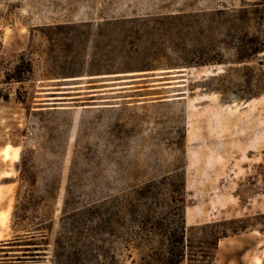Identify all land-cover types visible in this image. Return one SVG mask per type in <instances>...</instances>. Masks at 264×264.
<instances>
[{
	"label": "rangeland",
	"instance_id": "1",
	"mask_svg": "<svg viewBox=\"0 0 264 264\" xmlns=\"http://www.w3.org/2000/svg\"><path fill=\"white\" fill-rule=\"evenodd\" d=\"M263 45L264 0H0V264H133L124 191L145 252L184 208L186 264H264Z\"/></svg>",
	"mask_w": 264,
	"mask_h": 264
},
{
	"label": "trees",
	"instance_id": "2",
	"mask_svg": "<svg viewBox=\"0 0 264 264\" xmlns=\"http://www.w3.org/2000/svg\"><path fill=\"white\" fill-rule=\"evenodd\" d=\"M246 12V11H245ZM251 54H247L244 58H241L239 62H246L252 59L253 56L264 51V45L260 48L258 46L251 47L249 49ZM247 77L245 80L251 83L252 70L247 67ZM243 72V71H242ZM223 76H228L227 74ZM226 77L212 78V80H224ZM264 89V81L261 82ZM123 195L115 198V206L113 209V214L111 220L106 214H101V222L103 224V235L108 233L107 227L112 225L113 234L116 237V242L119 245V250H124L130 252L129 257H132L131 252L134 250L138 252V259L133 260V264H186L189 259V254L187 251L186 244V225L185 216L183 209L179 213V220L175 222L176 227L172 228V224H164V247L162 249V240L159 241V246L154 249L152 254L145 252L148 249V242L146 240V235L148 232V223L145 213L140 210L142 204L134 203V200L130 198L126 191L122 193ZM71 202L68 198L64 201V207L61 216V227L65 229L68 224V219L70 215L74 218L81 216V208H74L72 211L69 210ZM104 206V205H103ZM264 217V216H262ZM109 219V220H108ZM74 219V222L78 223L79 220ZM109 226V227H110ZM158 231L162 236V222L158 223ZM39 227V226H38ZM214 227V226H210ZM246 229V228H245ZM241 230H233L234 234H239ZM264 233V228L261 230ZM43 230L38 228L34 230V234H42ZM111 233V234H112ZM229 234L219 233L215 236L214 240L211 241L213 245L218 247L219 242L228 238ZM100 241L105 242V239H100ZM217 242V243H216ZM206 257V256H204ZM207 264H211L207 261ZM214 262V261H213ZM81 264V263H80ZM118 264H122L118 262Z\"/></svg>",
	"mask_w": 264,
	"mask_h": 264
},
{
	"label": "bare ground",
	"instance_id": "3",
	"mask_svg": "<svg viewBox=\"0 0 264 264\" xmlns=\"http://www.w3.org/2000/svg\"><path fill=\"white\" fill-rule=\"evenodd\" d=\"M51 104H56V103H51ZM13 147V146H12ZM18 149V148H17ZM3 156L5 159H9L10 157L12 158L11 156V147L10 146H7L3 149V152H2ZM261 236V235H260Z\"/></svg>",
	"mask_w": 264,
	"mask_h": 264
},
{
	"label": "crops",
	"instance_id": "4",
	"mask_svg": "<svg viewBox=\"0 0 264 264\" xmlns=\"http://www.w3.org/2000/svg\"><path fill=\"white\" fill-rule=\"evenodd\" d=\"M1 177H2V178H9V177H10V174H9V172H6V173L2 174ZM225 239H226V238H225ZM221 241H222V240H221ZM221 241H220V242H221Z\"/></svg>",
	"mask_w": 264,
	"mask_h": 264
},
{
	"label": "water",
	"instance_id": "5",
	"mask_svg": "<svg viewBox=\"0 0 264 264\" xmlns=\"http://www.w3.org/2000/svg\"><path fill=\"white\" fill-rule=\"evenodd\" d=\"M58 103H64V102H58Z\"/></svg>",
	"mask_w": 264,
	"mask_h": 264
}]
</instances>
